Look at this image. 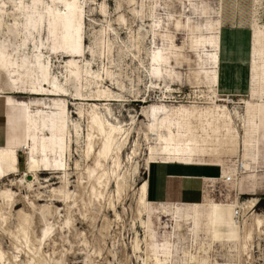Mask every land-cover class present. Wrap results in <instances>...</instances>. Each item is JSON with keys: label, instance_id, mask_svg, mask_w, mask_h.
Masks as SVG:
<instances>
[{"label": "rangeland", "instance_id": "1", "mask_svg": "<svg viewBox=\"0 0 264 264\" xmlns=\"http://www.w3.org/2000/svg\"><path fill=\"white\" fill-rule=\"evenodd\" d=\"M2 1L5 12L0 17V44L13 46L20 41L12 25L17 0ZM71 1L24 0L36 6L27 24L31 34L28 53L42 48V52L55 56L51 69L61 77L63 65L69 59L65 51L76 50L81 43L89 53L86 59L91 60L93 70L104 78V70L108 69L111 76L107 82L103 79L101 89H110L120 101H97V105L101 115L107 114L111 121H119L129 130L119 169L124 175L118 180L110 175L106 188H101L102 195L96 197L89 191L81 156L83 148L77 152L74 145L71 156L57 147L55 154L45 151L50 161H64L66 156L69 166L67 204L53 201L59 198L52 190L61 183L40 159L42 149L48 148L51 139L48 118L61 109L62 98L12 93L1 73L2 107L6 98L30 103L37 126L29 146H23L26 107L8 106L12 108L11 131L15 138H20H14L17 149L9 170L12 173L0 180V191L8 189L14 193L8 204L0 200L4 218L2 221L0 217V264H28L31 258L48 264H142L149 245L165 248L170 253L169 264H264V224L252 230L249 238H243L244 220L251 223V214L264 219V190L249 194L237 187L236 198L235 190L229 189L232 186L212 180L207 183L209 196L205 202L197 206L177 205L173 214L163 213L159 205L150 204L144 215L139 213L142 206L137 193L150 151L155 153L152 159L172 158L189 163L213 155L224 161L242 147L254 144V112L257 106L258 113L261 105L264 107V75L255 79L251 69L254 89L247 97L227 100L218 96L215 104L211 102L210 86L214 83L220 25L245 27L248 33L255 19L264 26V0H84L81 13L75 16L81 37L75 27L65 32L55 16L56 12L70 13ZM260 57L264 59V48ZM70 83L69 90L74 93L75 82ZM154 83L157 88L152 87ZM67 99L68 113L58 121L61 128L65 120L69 128L77 120L72 115L76 112L75 101ZM82 103L86 107L94 102ZM39 108L51 115L36 113ZM234 110L243 117L242 122L234 118ZM81 128L86 131V121L81 120ZM60 135L54 137L59 139ZM257 139L258 153L264 159V109ZM185 146L195 155H159L164 149ZM31 154L39 163L35 173H40L36 177L28 171ZM75 160L80 164L76 170ZM261 165L258 170L264 171V164ZM6 167L0 160V174ZM112 168L108 162L110 173ZM51 177L56 183L48 182ZM26 179L31 181L29 186ZM252 196L258 198L254 207L245 214L242 210L236 218L231 210L233 205H241ZM21 213L27 218V246L16 228ZM140 218L146 221L145 228L140 226ZM46 225L50 231L38 240ZM135 238L142 250H134Z\"/></svg>", "mask_w": 264, "mask_h": 264}, {"label": "bare ground", "instance_id": "2", "mask_svg": "<svg viewBox=\"0 0 264 264\" xmlns=\"http://www.w3.org/2000/svg\"><path fill=\"white\" fill-rule=\"evenodd\" d=\"M84 0H72L70 3V13H55L56 19L59 24L62 25V28L65 32L71 30L72 27H75L78 30V36L81 37L79 33V24H75L76 17L78 13H81L83 7ZM36 6L33 4L30 6L26 4L24 0H17L14 2V10H15V18L13 21V27L17 32V36L19 38V43L13 46H6L0 44V74L3 73L6 78V83L10 87V91L12 93H22L28 95H43L49 97H60L62 98V106L61 109L57 113L53 115L47 114L42 109H38L36 113L43 114L44 116H49L48 124L50 128V136L51 139L48 140L47 146L48 148L42 149V156L40 159V163L44 165L46 169L52 170L53 174H56L55 177L59 179L61 186L56 190H52L57 193V197L59 199L53 200L55 202H63L67 204V200L69 196V176L68 170L69 166L66 162V156L64 161L58 160L57 158L53 161L47 156L45 151H49L50 153L55 154L58 152L56 147L59 150H64L68 156H71L73 153V146H76V151L78 152L79 148H83L82 150V161L85 164V172L86 179L89 183V191L93 196L102 195V189L106 188L107 181L109 176L112 175L115 179H122L124 174L119 172L121 166V156L123 150L126 148V141L129 138V130L123 127L119 121L113 122L111 121L107 114L101 115L100 107L97 105V101H120V99L110 91V89H101V82L103 79L105 82L108 81V77L111 76L108 69L104 70V78L103 74H99V72L93 70V66L90 61L86 59V56L89 54L85 52L84 45L80 43L78 49L65 51L66 56L69 58L65 61L63 65L64 73L61 74V77L56 75L54 71L51 69L53 57L51 54L47 55V52H42V48L39 51L33 50V54L29 55V36L31 35L27 30V24L31 20V16L33 13V9ZM48 9L50 15H54V11L52 10V6H49ZM58 11V10H56ZM5 12V2L0 0V17H2ZM54 18V17H53ZM80 18V17H79ZM83 22V21H82ZM252 31V47H251V69L253 71L252 75L255 73L256 77L260 78L259 74L264 75V59H261L262 48H264V26L258 25L257 20H254ZM81 32V31H80ZM82 39V38H81ZM28 41V42H27ZM83 42V41H82ZM34 46H36L34 44ZM89 51V50H88ZM46 53V54H45ZM94 54V51H93ZM95 58V57H94ZM94 60V59H93ZM261 79V78H260ZM73 80L76 85V90L74 93L70 92L69 85L70 81ZM152 83V81L150 82ZM153 88H157L158 85L154 83L152 85ZM6 89V88H5ZM254 89V82L251 83V88ZM211 92V102L216 103L218 98V94L215 90V80L212 86H210ZM12 96V95H11ZM102 97H104L102 99ZM223 99H230L224 98ZM73 99L75 101L74 105L76 106V112H72V115H76L77 120L72 122L71 127L69 128V124L64 121L63 128H61L58 121L66 117V113L69 110L68 99ZM215 98V100L213 99ZM217 98V99H216ZM83 100L92 101L93 104L86 105L82 103ZM231 100V99H230ZM6 103H16L22 104L26 107V118H25V143L23 146L28 147L29 141L35 132L37 121H35V116L32 110L30 103L25 101L16 102L12 98H6ZM123 101V100H122ZM104 109H108L107 106L103 107ZM154 109V108H152ZM110 114V111H108ZM65 113V114H64ZM231 113V112H230ZM254 115V129L253 136L256 147V131H257V114H258V106L255 110ZM232 115L234 118H237L238 121L242 122L243 117L238 113V111H233ZM148 116V115H147ZM81 120L86 121L87 129L84 130L81 128ZM56 132V133H55ZM58 132V133H57ZM61 134L60 138L57 139L54 135ZM49 136V137H50ZM147 137L145 136V140ZM62 140V141H61ZM64 140V141H63ZM98 141V146L95 148V142ZM83 143V144H82ZM126 144V145H125ZM123 146V147H122ZM1 157L0 160L7 164L5 168V172L0 174V180L4 177L10 175L12 171H9L14 164V155L13 152L16 150L12 147H0ZM33 153L32 151H30ZM37 153V152H36ZM64 153V152H63ZM132 153H136L133 151ZM243 153L244 158L247 159L250 156H253V151L251 149H244L240 154ZM152 151L149 152L148 160L146 161L147 165L149 162L155 160H170L169 158H161V159H152L151 156ZM159 155L162 156H177V155H195L189 146L178 147V148H169L162 150ZM108 162H111L112 169L111 173L108 169ZM38 161H36L31 154L29 156L28 161V171L32 173L34 177L38 175L36 171V167L38 166ZM79 161L75 160L74 168H79ZM70 169H73L70 167ZM78 170V169H77ZM245 170H249V166L245 164V160L242 159L241 155L239 156V151L235 156L224 160L221 166V172L219 177L217 178L219 182H222L226 185H235L237 181L240 179V175L244 173ZM62 174L58 176V174ZM58 176V177H57ZM54 177V176H53ZM53 177L48 179V182L56 183ZM81 178V176H80ZM27 186L30 185L29 179L24 181ZM211 182V181H210ZM10 185H14L13 183ZM49 186V185H48ZM117 192L119 191L120 185L117 181L116 183ZM120 193V192H119ZM138 193V202L141 204L142 209L140 210V214H145L148 206L150 205L145 196V181L142 180L137 186ZM14 193L8 189H4L0 191V200L8 204L10 199L13 197ZM37 200H40L39 198ZM256 199L250 198L245 203H240L241 205H233L232 214L235 215V209L239 208L240 213L243 210V214H245L248 210L252 209L256 204ZM173 204H162L159 205L161 208V212H168L171 214V207ZM158 206V207H159ZM246 210V211H245ZM159 214V213H158ZM252 222L248 223L247 220H244V225L246 228V233L243 235V238H249L251 231L259 228L262 224H264V219L256 214H251ZM20 219L16 226L20 236L24 239V245L27 246V218L24 214H19ZM169 216V215H168ZM0 217L2 218V214L0 213ZM237 218V217H236ZM4 218H2L3 221ZM140 226L142 228L146 227V221L144 219H139ZM49 226V225H48ZM43 228L42 236L38 238L41 240L44 238L48 232L50 231V227ZM242 226V225H241ZM241 227V229L243 228ZM244 233V232H243ZM169 238V237H168ZM166 240V237H165ZM143 243L145 242V235L143 237ZM247 241V240H246ZM139 241L137 238L134 240L133 248L134 250H139ZM164 244V243H163ZM165 245V244H164ZM147 252L145 251V258L142 264H169L171 260L170 253L165 250V248L160 249L159 246L149 245L147 248ZM167 249V248H166ZM142 250V247L141 249ZM172 251V249H171ZM3 257V253L0 250V260ZM149 263H148V261ZM48 264L46 261L35 260L31 258L28 264ZM59 264V263H57Z\"/></svg>", "mask_w": 264, "mask_h": 264}, {"label": "crops", "instance_id": "3", "mask_svg": "<svg viewBox=\"0 0 264 264\" xmlns=\"http://www.w3.org/2000/svg\"><path fill=\"white\" fill-rule=\"evenodd\" d=\"M251 47L252 31L248 33L245 27H239L229 24H221L216 35V53H215V90L219 96L224 98L247 97L251 87ZM16 103H6L3 107L0 104V147H12L17 149L14 141L20 138L11 131L9 110ZM23 106V105H20ZM264 107H260L257 117L256 147L254 144L246 146V150L251 149L253 156L245 159L243 153L239 156L245 160L249 170H245L237 184L227 185L230 190H235V197L240 190L246 193L254 194L253 191L264 190V171L261 164L264 159L260 158L258 153L257 136L260 126V114ZM26 111V109H25ZM26 116V114H25ZM25 120V117H24ZM21 137L24 140V132ZM15 138V139H14ZM255 140V139H254ZM250 147V148H249ZM238 151H236V154ZM235 154V155H236ZM221 156V155H220ZM234 156V155H233ZM220 159L222 158L219 157ZM170 160H155L146 165L144 172L145 196L149 204L162 205L173 204L171 213L177 205L197 206L205 202L208 195L207 183L217 178L221 172L223 160H219L213 155L206 156L204 160H194L189 163L169 158ZM257 192L255 194H257ZM256 199L257 197L252 196Z\"/></svg>", "mask_w": 264, "mask_h": 264}, {"label": "built area", "instance_id": "4", "mask_svg": "<svg viewBox=\"0 0 264 264\" xmlns=\"http://www.w3.org/2000/svg\"><path fill=\"white\" fill-rule=\"evenodd\" d=\"M235 215L237 218L240 217V209L239 208L235 209Z\"/></svg>", "mask_w": 264, "mask_h": 264}]
</instances>
